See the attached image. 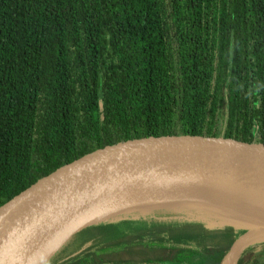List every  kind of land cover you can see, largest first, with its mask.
Instances as JSON below:
<instances>
[{
    "label": "trees",
    "instance_id": "obj_1",
    "mask_svg": "<svg viewBox=\"0 0 264 264\" xmlns=\"http://www.w3.org/2000/svg\"><path fill=\"white\" fill-rule=\"evenodd\" d=\"M187 134L264 145V0H0V206L91 151ZM129 214L43 264H223L237 232L200 209ZM128 248L151 257L101 258ZM250 250L233 264H264Z\"/></svg>",
    "mask_w": 264,
    "mask_h": 264
},
{
    "label": "water",
    "instance_id": "obj_2",
    "mask_svg": "<svg viewBox=\"0 0 264 264\" xmlns=\"http://www.w3.org/2000/svg\"><path fill=\"white\" fill-rule=\"evenodd\" d=\"M185 187L230 189L264 201V145L187 134L131 139L86 153L0 206V264H43L74 233L130 209H118L122 200ZM239 218L253 222L251 234H264V226ZM237 241L223 264H233Z\"/></svg>",
    "mask_w": 264,
    "mask_h": 264
},
{
    "label": "bare ground",
    "instance_id": "obj_3",
    "mask_svg": "<svg viewBox=\"0 0 264 264\" xmlns=\"http://www.w3.org/2000/svg\"><path fill=\"white\" fill-rule=\"evenodd\" d=\"M148 201L196 207L209 212L223 210L264 226V201L252 200L230 189L185 187L155 191L122 200L118 203V209L141 207Z\"/></svg>",
    "mask_w": 264,
    "mask_h": 264
},
{
    "label": "rangeland",
    "instance_id": "obj_4",
    "mask_svg": "<svg viewBox=\"0 0 264 264\" xmlns=\"http://www.w3.org/2000/svg\"><path fill=\"white\" fill-rule=\"evenodd\" d=\"M162 206L173 207L172 204H162V203H159V202H152V203L147 204V205H145L143 207L130 208V209L126 210L125 212H120V213H117V214L120 215V214L127 213V212H134L136 210L157 209V208L162 207ZM214 213L221 214L224 217H233V218H237L238 220L240 219L239 218L240 216L238 217L237 215L231 214L229 212H225L223 210L214 211ZM117 214H114L112 216L115 217ZM127 214L128 215L124 214V215L118 217L117 220H124V219L131 218V217H134V218L137 217L136 215H132V214H129V213H127ZM249 222H250L249 225L252 226L253 222H251V221H249ZM235 238L238 239V241H237L238 242V248H240V249L245 247L246 243H255V242H259V241H263L264 242V234H261V233H258V234H253L252 233L251 234V232L249 233V232L237 231L236 235H235ZM238 248H237V250H238ZM146 257H151V255L149 253H146L145 249H141V248H140V251H138L135 248H128L125 251L118 250V251L111 252L109 254L101 256L102 260H104V261L105 260H108V261L130 260V259L131 260H141V259H144Z\"/></svg>",
    "mask_w": 264,
    "mask_h": 264
},
{
    "label": "flooded vegetation",
    "instance_id": "obj_5",
    "mask_svg": "<svg viewBox=\"0 0 264 264\" xmlns=\"http://www.w3.org/2000/svg\"><path fill=\"white\" fill-rule=\"evenodd\" d=\"M229 219H231L232 221H235L237 224L235 225L234 229H237V231H242V232H250V228L251 226L249 225V221L247 220H244L242 218H240L239 220L237 218H233V217H228ZM250 226L249 228H245L247 226ZM236 239V238H235ZM264 242L263 241H259V242H255V243H246L245 244V247L241 248V249H238L234 252V255H233V259H235V257L237 255H240V253L242 251H246V250H249L251 249L250 251H247L245 254L247 255L248 253H256L258 252L262 246H263ZM243 254V253H242ZM241 254V255H242ZM244 254V255H245Z\"/></svg>",
    "mask_w": 264,
    "mask_h": 264
}]
</instances>
